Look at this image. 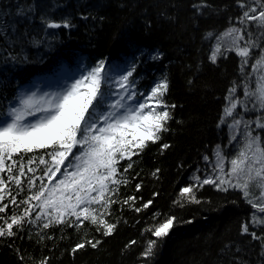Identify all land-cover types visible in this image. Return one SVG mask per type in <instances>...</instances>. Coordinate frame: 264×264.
Segmentation results:
<instances>
[{
  "label": "trees",
  "instance_id": "obj_1",
  "mask_svg": "<svg viewBox=\"0 0 264 264\" xmlns=\"http://www.w3.org/2000/svg\"><path fill=\"white\" fill-rule=\"evenodd\" d=\"M200 2L0 0V24L7 29V36L0 39V111L35 79L55 75L63 67H91L101 59L109 64V70L122 63H135V84L145 92L167 76L165 100L176 105L162 141L149 142L138 156H133V168L127 174L122 172L127 161L120 162L127 183L118 186L114 197L118 203L111 206L107 217L117 224L110 236L101 235L85 222L79 230L54 226L45 230L46 238L39 239L37 226L26 224L17 236L0 238V264H39L45 257L48 264H234L237 258L247 264H264L260 243L241 235V224L253 211L241 192H220L204 185L194 188L200 203L181 196L182 188L194 184V176H204L216 150L225 151L229 145V132L219 122L234 82L238 85L236 95L243 96L240 58L227 52L213 64L209 57L215 41L206 38L207 33L224 32L236 23L242 9L237 0H205L211 7L199 15L192 5ZM25 3L38 6L34 16H16L17 7ZM40 14L57 21L68 18L73 27L45 29ZM25 32L29 36L21 35ZM7 37H14L15 43ZM157 52L162 56L153 59ZM258 52L254 50V58ZM9 53L21 61L26 58V62H11ZM251 62L246 72H251ZM248 84L250 89L255 88L256 74L249 77ZM256 134L264 140V130ZM162 143L170 147L161 150ZM156 169L160 171L153 175ZM36 175H41L39 170ZM24 196L21 192L17 199ZM129 196L136 197L134 205L123 204ZM149 200L152 204L143 209ZM134 207L142 211L136 212ZM169 216L176 217L175 226L158 241L154 255L145 260L141 253L147 241L156 239L145 229ZM255 230L264 232V228ZM85 239L100 240L101 244L73 253L72 248Z\"/></svg>",
  "mask_w": 264,
  "mask_h": 264
},
{
  "label": "snow or ice",
  "instance_id": "obj_2",
  "mask_svg": "<svg viewBox=\"0 0 264 264\" xmlns=\"http://www.w3.org/2000/svg\"><path fill=\"white\" fill-rule=\"evenodd\" d=\"M237 4L242 13L236 23L224 32H209L206 38L215 41L209 57L213 64L225 52H234L240 58L244 99L236 95L238 85L234 82L219 125L229 128V143L242 142V147L231 158L227 171L226 157L217 150L213 174L203 179L194 176L195 183L182 188L181 196H186L189 202L200 203L194 188L204 185L220 192L229 189L241 192L253 210L249 220L241 224V235L258 241L260 255L264 257V232L258 234L255 230L264 228V140L260 134L253 135L255 129L264 130V0H237ZM192 7L202 15L211 6L201 0ZM37 11L35 3H25L17 7L15 14L34 16ZM39 19L45 29L73 27L68 18L57 21L40 14ZM16 30L13 26V32ZM21 35L29 36L26 32ZM6 36L7 29L0 24V39ZM7 38L15 43L14 37ZM256 49L259 52L254 58ZM161 56L157 52L152 58ZM9 59L15 63L26 62V58L21 61L11 53ZM250 61L251 72H246ZM81 68L59 91L39 94L20 91L13 97L14 103L9 101V106L0 111V238L17 236L27 224L36 225L38 238L44 239L45 230L54 226L79 230L85 222L101 235L110 236L117 224L109 222L107 217L111 215V206L118 203L114 199L118 186L127 183L121 175L120 162L127 161L122 168L127 174L133 168V156H138L149 142L162 141V133L169 131L167 124L173 119L171 109L176 105H169L165 100L169 91L167 76L145 92L135 89V63L118 78L110 74L103 59L94 66L81 65ZM253 74H256V86L250 89L248 80ZM256 111L260 114L255 120L244 119V114ZM169 147L167 143L161 144V150ZM204 160L208 161L209 157L205 156ZM159 171L156 169L153 175ZM136 188L139 190L140 185ZM21 192L25 196L18 200ZM135 200V196H129L123 204L134 205ZM151 204L149 200L142 208L147 209ZM142 208L134 207V210L140 212ZM175 222L176 217L169 216L145 229L156 238L147 241L141 253L145 260L154 255L158 241L170 234ZM100 244V240L85 239L72 252L86 246L95 249ZM225 248L231 250L229 245ZM239 251L237 248L236 252ZM39 264H48V258L41 259ZM234 264L247 262L237 258Z\"/></svg>",
  "mask_w": 264,
  "mask_h": 264
},
{
  "label": "rangeland",
  "instance_id": "obj_3",
  "mask_svg": "<svg viewBox=\"0 0 264 264\" xmlns=\"http://www.w3.org/2000/svg\"><path fill=\"white\" fill-rule=\"evenodd\" d=\"M227 53V52H225ZM123 65H121L119 68H115L113 70H110V74L115 76V77H119V75L124 74V72L132 65V64H127V63H122ZM106 68H107V64H106ZM82 71L81 66L79 68H77L76 71H74L73 73H70L68 70L63 69L61 70V72L57 73V75L52 76V77H40L38 79H36L32 84H29L27 87L23 88L21 91H37L38 94L39 93H43V92H54V91H59L67 82H70V77L74 76V75H78L79 72ZM135 89L137 91H142L140 89H138L137 87V83L135 84ZM240 99H244V96H242V98ZM228 102V101H227ZM14 103V101H13ZM249 107H251V103H249ZM237 111L242 112V109L238 108ZM259 111L256 112H249L244 114V119L245 120H255L256 116L259 115ZM231 122L230 118H229V123ZM228 132H229V128L224 125ZM254 127V125H253ZM261 130V129H255V131L253 132V135H256V133ZM229 136H230V132H229ZM240 139V137H238V140ZM242 147V142L241 143H237L235 141H233L232 143H229L227 149L225 151L221 150V149H217L223 152V154L225 155L226 159H225V170L227 171L228 168L230 167V160L231 158H233L237 152L239 151V149ZM216 150V151H217ZM215 163V155H214V159L213 161L210 163V165H208V168L206 171H204V176L201 177V179H203L204 177L208 176V175H212L213 171H212V165ZM193 183H195V181H193Z\"/></svg>",
  "mask_w": 264,
  "mask_h": 264
}]
</instances>
